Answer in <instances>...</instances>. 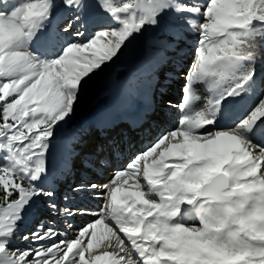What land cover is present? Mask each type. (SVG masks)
<instances>
[{
	"label": "snow or ice",
	"instance_id": "6c2138e0",
	"mask_svg": "<svg viewBox=\"0 0 264 264\" xmlns=\"http://www.w3.org/2000/svg\"><path fill=\"white\" fill-rule=\"evenodd\" d=\"M138 41L155 135L126 145L106 115L71 126ZM258 63L264 0H0V264H264ZM89 171L103 178L62 191Z\"/></svg>",
	"mask_w": 264,
	"mask_h": 264
},
{
	"label": "bare ground",
	"instance_id": "6f19581e",
	"mask_svg": "<svg viewBox=\"0 0 264 264\" xmlns=\"http://www.w3.org/2000/svg\"><path fill=\"white\" fill-rule=\"evenodd\" d=\"M190 43V41H189ZM135 52H133L134 54ZM136 54V53H135ZM132 58V62H130L128 65H124V68H123V71H126V72H129L133 69H136V68H143L144 70H148L150 69L149 66H147V63H149V56H148V53L147 51L145 50V53H144V61L142 63H134L133 60H134V55ZM150 65V63H149ZM251 101V99H250ZM105 105L107 106V108H111V111H109V115L111 113H113L114 111L116 112L118 109H121V108H125V105H123L120 101H118L117 97L114 96V94H112L111 90H110V87L108 86V84H106V94L104 96H101L100 95V98L98 99V103L91 109L92 112H95V111H98L100 109H104L105 108ZM77 183L76 180H73V181H67V184L68 186L72 185V184H75ZM67 186V185H66ZM69 188H65L63 187L62 185V191H68ZM85 199L86 196H78L76 198V201L74 203V206L77 205V203H80L81 199ZM87 198H92V197H87ZM90 205L88 202L87 204H85L86 207L88 208H95L93 205L91 206H88ZM78 221H76L77 224H80L82 223V220L81 219H77ZM71 235V233H70ZM101 248H103V244H101ZM97 254H102L100 251L97 250Z\"/></svg>",
	"mask_w": 264,
	"mask_h": 264
},
{
	"label": "rangeland",
	"instance_id": "374dc122",
	"mask_svg": "<svg viewBox=\"0 0 264 264\" xmlns=\"http://www.w3.org/2000/svg\"><path fill=\"white\" fill-rule=\"evenodd\" d=\"M123 64H124L123 60L119 61L116 65H114L111 69H109L107 71V73L103 77L97 79L93 83V85L90 88L87 96L83 100L81 106L77 109L76 116L74 117L71 126H73V127H78L79 126V114H81L84 110L91 111V109L98 103V99L100 98V95H102V92H104V90H105V86H106V83L108 81L109 74L113 70H115L118 66H123ZM167 67L169 68V70L171 72H173V68H172L171 64H168ZM180 83L181 82H178L177 80L173 79L171 81V83L167 85L168 89H169L168 94L170 93L169 95H171V94L173 95L174 90H176V89L179 91ZM178 99H179V97H178ZM94 133H95V131H94ZM66 185L67 184H65L64 186L67 188L68 186H66ZM92 200H94V199H92ZM91 205L92 204L90 203V205H88V206H91ZM98 251H100V250L98 249Z\"/></svg>",
	"mask_w": 264,
	"mask_h": 264
},
{
	"label": "water",
	"instance_id": "95a60500",
	"mask_svg": "<svg viewBox=\"0 0 264 264\" xmlns=\"http://www.w3.org/2000/svg\"><path fill=\"white\" fill-rule=\"evenodd\" d=\"M136 49H137V51H135V53L134 54H131V55H129V56H127V57H125L124 59H125V62L127 63V64H129L130 62H132V58L131 57H133V55H134V60H133V62L134 63H137L138 62V59H139V57L140 56H143L144 57V49H142V47H141V42H137V44H136Z\"/></svg>",
	"mask_w": 264,
	"mask_h": 264
}]
</instances>
